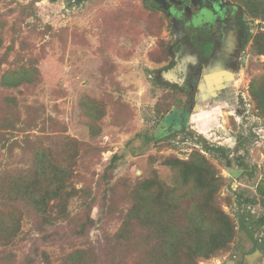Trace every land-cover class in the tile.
<instances>
[{
    "label": "rangeland",
    "instance_id": "rangeland-1",
    "mask_svg": "<svg viewBox=\"0 0 264 264\" xmlns=\"http://www.w3.org/2000/svg\"><path fill=\"white\" fill-rule=\"evenodd\" d=\"M78 1L0 0V14L7 22L4 45L14 40L9 60L17 52L24 61L31 57L38 60L40 76L35 88L23 95L16 93L19 108L23 111L20 102L43 103L42 117L51 115L59 121L52 124L45 119L42 132L30 130V137L43 134L47 144L45 135L59 129L81 140L70 179L76 188H85V196H92L90 209L84 207L83 196L69 198L70 216L89 211L90 219L78 220L45 218L23 200L6 203L18 207L20 225L7 243L0 242V264H65L67 254L78 249L87 251L82 264H122L119 253L110 246L128 205L123 191L152 168L169 182L170 167L162 160L169 156L187 159L192 151H198L226 179L219 201L236 223L232 248L198 264H264V193L257 190L264 192V116L250 93L251 83L264 78V55L250 50L264 22L256 24V18L246 16L249 35L239 75L249 114L253 115L250 118L256 122L236 124L232 118L227 123L225 113L204 108L194 115L176 106L179 90L154 73L160 66L154 62L163 60H159V52L164 46L149 36L153 32L145 24L143 17L147 16L137 9L138 0ZM11 24L15 28H9ZM87 96L104 104L95 133L82 113L81 104ZM178 113L181 123L174 121ZM3 136L0 175L26 166L24 159L29 162L31 158L30 149L27 155L22 151L21 131H8ZM218 142L223 143V152L217 149ZM113 155L116 159L110 163ZM237 194L242 196L241 203ZM226 196L231 199L226 201ZM80 222L84 223L81 229Z\"/></svg>",
    "mask_w": 264,
    "mask_h": 264
},
{
    "label": "trees",
    "instance_id": "trees-1",
    "mask_svg": "<svg viewBox=\"0 0 264 264\" xmlns=\"http://www.w3.org/2000/svg\"><path fill=\"white\" fill-rule=\"evenodd\" d=\"M237 1L244 4L248 15L264 22V0ZM6 23L0 14V50L3 49L0 52V85L3 86L0 91V141L8 131H21L24 135L22 151L27 155L30 149L31 158L29 162L24 159L26 166L0 175V242L3 244L17 233L20 225L18 207L6 203L14 205L23 200L45 218L76 220L90 219V214L87 210L83 216L77 213L70 216L67 210L69 198L83 196L82 203L86 209H90L92 204V196H85V188H76L70 179L82 141L59 129L45 135L47 144L43 141V134H33L34 139L30 137V130L37 128L42 132L45 119L49 118L52 124H59V121L51 115L42 117L45 112L43 103L20 102L23 111L20 110L16 93L23 95L35 88L40 76L38 60L31 57L24 61L18 52L9 60L15 48L14 40L4 45ZM17 23L15 20L13 24ZM13 24L9 28H15ZM250 50L264 55V28L253 38ZM159 53V60L168 56L165 47ZM150 58L155 59L151 54ZM250 93L259 113L264 116V78L251 83ZM85 100L81 104L82 113L89 130L95 133L104 114V104L95 97L87 96ZM115 159L116 155H113L110 163ZM162 163L170 167L169 182L159 176L156 168H152L123 191L127 194L128 205L110 246L111 250L119 253V262L198 264L230 250L236 223L219 201V191L226 184V179L216 173L213 165L198 151H192L187 159L165 157ZM227 186L231 187L230 184ZM257 190L264 193L261 188L257 187ZM229 197H225L226 201L231 199ZM241 197L237 194L239 203L243 200ZM83 225L80 222V229ZM86 257V249H78L67 254L64 263L82 264Z\"/></svg>",
    "mask_w": 264,
    "mask_h": 264
},
{
    "label": "flooded vegetation",
    "instance_id": "flooded-vegetation-1",
    "mask_svg": "<svg viewBox=\"0 0 264 264\" xmlns=\"http://www.w3.org/2000/svg\"><path fill=\"white\" fill-rule=\"evenodd\" d=\"M138 3L140 12L136 10L147 16L143 17L145 24L152 29L149 36L168 52L169 59L154 62L160 64L154 73L179 90L176 106L182 107L181 111L191 110L194 115L204 108L211 113H225L227 123L232 118L236 124L246 120L255 123V118H250L253 115L249 114L239 76L249 35L244 4L237 0H138ZM259 20L254 19L256 24ZM181 118L178 113L174 121L181 123ZM217 149L225 150L222 142H218ZM235 162L237 166V158Z\"/></svg>",
    "mask_w": 264,
    "mask_h": 264
}]
</instances>
